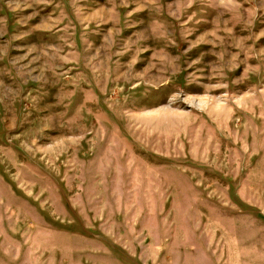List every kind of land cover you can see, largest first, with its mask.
<instances>
[{
  "label": "rangeland",
  "instance_id": "374dc122",
  "mask_svg": "<svg viewBox=\"0 0 264 264\" xmlns=\"http://www.w3.org/2000/svg\"><path fill=\"white\" fill-rule=\"evenodd\" d=\"M0 264H264V0H0Z\"/></svg>",
  "mask_w": 264,
  "mask_h": 264
}]
</instances>
